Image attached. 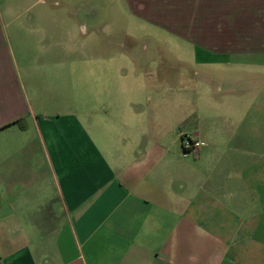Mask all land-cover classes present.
<instances>
[{
  "label": "crops",
  "instance_id": "crops-1",
  "mask_svg": "<svg viewBox=\"0 0 264 264\" xmlns=\"http://www.w3.org/2000/svg\"><path fill=\"white\" fill-rule=\"evenodd\" d=\"M189 1L224 21L74 0L72 64L22 63L0 11V264H264V0ZM123 8L190 58L113 36Z\"/></svg>",
  "mask_w": 264,
  "mask_h": 264
},
{
  "label": "rangeland",
  "instance_id": "rangeland-1",
  "mask_svg": "<svg viewBox=\"0 0 264 264\" xmlns=\"http://www.w3.org/2000/svg\"><path fill=\"white\" fill-rule=\"evenodd\" d=\"M58 1L0 0V11L3 13L1 32L10 38V43L14 45L15 52L20 53L22 63L27 64L30 62L33 66L40 62H44V64L62 62L72 64L69 60L74 56V53L82 50L87 54L88 50L93 48L95 42L91 41L89 36H84L88 34V27L78 21H67L63 18L68 13L74 14L75 8L72 5L74 0H65V3H67L65 7ZM206 1L209 4L217 5V0ZM53 2H56V4H53ZM175 2L177 3L176 7L173 6ZM154 4L157 7L156 11L162 12L167 20L180 25L182 23H192L197 32L210 29L213 24L220 26L224 21V18L220 16L222 9L186 8L187 4L194 5L189 0H154ZM114 10L116 12L113 14V24L109 26L108 23L107 29L114 34L113 36L120 35L122 32L131 35L133 41H130V48H149V50L158 48L165 55L177 56L183 54L188 56L191 51L189 44H185L171 34L128 15L126 9L123 8L124 13L120 12L118 14L117 9ZM109 11L113 12V10ZM5 12L6 15H4ZM108 21L110 22L109 18ZM195 23L196 25H194ZM83 26L87 27L84 33L81 31ZM147 38L153 41L148 42ZM144 39L146 40L144 41ZM119 72H114L117 83L121 80V73ZM260 74V72H256V76L260 77ZM184 134H181V136ZM261 139H264V137H258L259 143H261ZM183 143H185V140H183ZM185 153L191 155L189 150ZM260 203L255 200L253 207H259Z\"/></svg>",
  "mask_w": 264,
  "mask_h": 264
},
{
  "label": "built area",
  "instance_id": "built-area-1",
  "mask_svg": "<svg viewBox=\"0 0 264 264\" xmlns=\"http://www.w3.org/2000/svg\"><path fill=\"white\" fill-rule=\"evenodd\" d=\"M181 139L182 141L185 140V143L183 144L192 151L196 150L201 145V142L199 140L194 139L186 133L181 136Z\"/></svg>",
  "mask_w": 264,
  "mask_h": 264
},
{
  "label": "trees",
  "instance_id": "trees-1",
  "mask_svg": "<svg viewBox=\"0 0 264 264\" xmlns=\"http://www.w3.org/2000/svg\"><path fill=\"white\" fill-rule=\"evenodd\" d=\"M16 121H18V120H16ZM185 150V149H184Z\"/></svg>",
  "mask_w": 264,
  "mask_h": 264
}]
</instances>
